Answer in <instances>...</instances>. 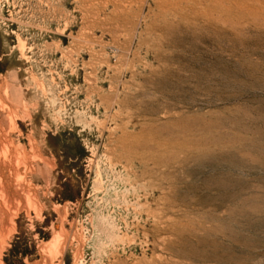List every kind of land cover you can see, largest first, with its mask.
Returning <instances> with one entry per match:
<instances>
[{"label":"rangeland","instance_id":"1","mask_svg":"<svg viewBox=\"0 0 264 264\" xmlns=\"http://www.w3.org/2000/svg\"><path fill=\"white\" fill-rule=\"evenodd\" d=\"M0 264H264V0H0Z\"/></svg>","mask_w":264,"mask_h":264}]
</instances>
